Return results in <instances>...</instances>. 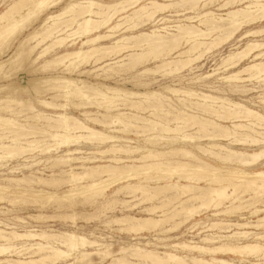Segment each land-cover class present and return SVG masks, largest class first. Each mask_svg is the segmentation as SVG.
I'll use <instances>...</instances> for the list:
<instances>
[{"label": "bare ground", "instance_id": "bare-ground-1", "mask_svg": "<svg viewBox=\"0 0 264 264\" xmlns=\"http://www.w3.org/2000/svg\"><path fill=\"white\" fill-rule=\"evenodd\" d=\"M185 1L189 2L188 8L191 12L199 2V0ZM215 1L218 0H209L202 6L209 5ZM51 2V0H15L0 14V57H2L5 51H8L7 49L10 48L11 37L20 35L22 32L29 30V28L40 19L39 26L22 37L12 53L0 62V70L2 67H5L7 68L6 72H9L5 74L6 78L18 72L21 65H23V62L25 60L27 61L32 55L35 45L37 48L38 44L41 45V42L44 43V41L48 38L50 39V37L54 39L53 43L58 44V46L60 44L62 45L66 38L59 37V33L67 31V28L73 22H75L77 28L73 32H70V34H72L70 36L75 35L77 38L83 37L85 40H80L79 50L64 54L69 58L70 67H76L77 69L79 62H82L91 56H99V54L102 53H105L107 56H117L124 51L131 53L125 56V58L127 57V62L122 64L123 67L135 68L144 62V59L148 54H153V60H155V58L161 59V64L156 68L166 66L169 67V72H173L182 70L188 67L193 61L197 60L200 57V53H197L196 51L201 46H206L204 50H209L226 40L228 41V39L239 32L241 26H247L250 22H255V20H264V0H226L223 5H220V7H225L227 5L232 6L233 4H236V7L233 6V9L226 12L224 17H222L223 15L221 14V16H217V14H213L211 11L195 16L199 19L198 25L205 27L204 31L198 29L196 26L177 25L174 26L176 34H170L168 38L159 34L160 29H164L159 27L152 29L150 31L151 34L139 33L136 35L130 34L118 36V34H115L117 31L124 29L123 32H125L137 29L138 25L141 24V21H144V18L145 21H150L157 12L163 11L165 8L173 4L159 5L154 2L151 3L149 7L143 5L138 9L132 10V12L129 13L130 15L121 17V14L133 9L132 5L136 1L119 0L111 4H102L95 0L74 1L68 3L66 7H62L63 13H75L70 19L71 22L69 24L61 23L59 25L56 22L47 25L48 21L51 22L54 17L61 15L43 13L44 10L50 6ZM62 17H64L63 14ZM195 17L189 16L186 17V19L192 21ZM114 19L117 20L115 21V24L112 25ZM102 29H106L103 34L100 33ZM213 33L218 35L211 38ZM261 35H264V28L248 30L245 37H258ZM38 36L41 37V40L34 46H28L30 43L29 41ZM208 37H210V41H206V38ZM110 39H114L110 46L101 44L102 41ZM181 40L184 41L185 44H188V48L184 51L178 52L176 57L174 56L170 58L172 52L179 50L178 48L181 46ZM48 50L49 46L40 51L35 58L30 59L31 64L43 57L44 54L49 52ZM137 51H139V53H137ZM58 58L61 59V57L58 56L53 57L51 60H46L44 66L47 67L46 65L55 62ZM247 58L257 62L241 66V62ZM101 59L97 57L94 61ZM262 61H264V41H251L241 51L233 52L223 59L222 63L226 70L239 67L235 72L224 79L228 81H237V83L238 81L243 82V80L262 81L264 80V62ZM69 65L66 66L69 67ZM39 68L40 67H38V70ZM20 70H22V68ZM150 70L151 69H143L140 74ZM242 75H246V77L243 78L241 77ZM75 81L71 78L62 76H47L35 80V82L30 85L17 86L16 83L0 85V103H5V105H11V103H13V105L16 104L14 108L0 106V110L5 109L6 111L7 109V112H9L10 115L21 114V112H24L23 115L25 116V120L41 122L47 127L45 128L42 126V128H39L32 123L21 125L18 120L0 115V133L6 132L10 134V136L5 138L8 139L9 143L4 144L3 142H0V159L3 161L4 159H11L21 155L23 157L24 153L32 151H38V154L47 155L51 150L67 147L71 144L78 143L79 141H90L96 145H101L103 143L106 145L111 144L106 150L96 152H99L102 155L108 153L110 157L105 161L109 164H97L98 160H96V157L92 156L94 154L89 155L86 153L84 154L86 156L75 157V155L77 156V154H81L79 150H69L65 148L66 150L61 151L60 155H57L54 158L47 157L45 159V161H47L46 163H50V166L58 167V172L51 174L49 179H43L41 177L20 178L18 176L0 178V201L7 199L10 203H15L20 199H31L34 203L39 202L40 204L41 202V205L56 204L57 207L61 209L64 207L73 208L80 203L84 204L102 199V202H100L99 206L95 209L97 212H102L111 209L112 205H115L114 203L116 202L115 198L117 193L122 189H126L128 190V193L133 196L138 193L142 198V201L151 199L154 201L156 200L155 198H158L162 205L168 204L171 206L172 210L162 212V214L157 215L156 218H154L155 216L152 217V215L157 213V209L160 211L159 208L162 205L145 207L142 209L141 212H145L147 215L146 217L138 218L124 214L112 217L110 222L118 227L117 230L126 234H139L142 232L146 233L157 230H159V234L161 235L166 233L170 234L177 228L179 229L181 224L183 225L185 222L195 219V217L201 215V213L208 208L218 210L227 202L229 205H225L224 210L219 211V213H231L234 210L243 208L242 205L244 203H247L249 207H252L251 215L257 216L259 213H264V200L262 201V198H264V168L255 169L258 165L261 166L262 164L264 166V132H262L264 130V115L240 103L225 100V98L218 99L217 97L205 93L195 94L190 90L181 91L180 89H170L166 92L168 93L171 91L173 93H182V95L184 94L186 97L196 96L197 99L203 103L193 102L189 103V106H186L185 103L182 102L181 105L184 107L181 108L198 111L204 117L197 116L192 111L188 113L176 108L178 115L171 120H163L159 117V114H161V116H163L162 114H169L172 109H174V106H172L168 102L169 99L164 97L160 92L148 91L144 93H133L112 87H104L106 91L105 93L102 91L104 90L102 88V90H100L99 87H93L94 85L87 86L82 81L80 85H78L79 83L77 84V81ZM43 91H48V93L51 91V98H62L68 102V104L65 102V104H54L46 100L36 101L37 104L44 109H53L56 111H64V109L70 105L69 103H72L71 100L74 97L87 101V103L75 104L77 107L94 104L98 109L107 111L110 107H113L110 106L111 103H113L112 101L116 98H120L122 95V97H124L120 98V100L123 99L121 101L126 100L129 103L126 105L127 108H124L125 111L119 110L120 108L117 109L115 103L114 108L117 110H113H116L117 113L114 115H99L101 119L98 117L97 112L94 114L96 115L94 117H92L93 113L91 112H83L82 115L86 117L84 118L86 122L94 123V125L101 128L110 129L113 126H117L114 130L110 129L111 131H115V134L117 131L128 134L132 132L131 129H133L135 134L141 133L142 136L151 135L142 140L144 145L146 143L149 146H154L160 144L159 141H163L167 144H172V147H169L168 149L162 147V149H155L153 147L143 150V152L139 151L141 148L136 146L115 145L117 142L129 143L131 140L121 136L118 137L105 134L102 131L83 123L79 119L69 116L66 112L58 113L54 117L49 114H44L41 110L37 109L29 99L16 97L14 95V93L27 95L29 92L40 94L39 92ZM109 93L113 96H110ZM129 98H134L136 100H130ZM126 101H124V103ZM142 102L148 103L147 106H142V109L149 108L148 110H150L151 113L147 116H150L151 118H141L136 114H131L126 111V109H137L136 111H138L141 109V106L139 105H141ZM262 103L264 104V100ZM2 112L3 111H1V113ZM233 118H239L242 119L241 122H245L241 123L232 121L230 126L221 125L217 122V120L221 122H224L225 120L226 123V120H231ZM170 122H173V127H169ZM255 127H261L262 131L259 132ZM187 128L196 129V132L192 134L185 133ZM19 131L31 134L32 140L24 141V137L22 138L24 133L19 135ZM167 133L177 134V136L168 137L169 135ZM140 135L138 134V136ZM258 135H261L262 137L257 138ZM135 136L137 135H134L133 137ZM205 140L209 141L206 145L199 144V142ZM220 140H224L227 143L221 144L219 142ZM175 143L192 144L190 147L194 148L197 153L219 162L221 166H218L217 163L216 165L208 163L207 158V161L201 159L199 155L190 151L184 145L173 147L175 146L173 145ZM246 143L250 144L252 147L255 146L256 148L251 150V152H246L232 147L234 144ZM136 154H138V156L133 157V155ZM121 156H125L127 159L132 156L129 159L131 164L123 165L126 159ZM23 158L24 161L31 163L30 166H37V164L41 162L38 161L33 164V162L36 161L35 159H29L28 157ZM79 162L80 164L75 165V163ZM88 164L93 165L88 166ZM63 167H66L67 169H64ZM77 170L80 171L78 172ZM131 180H136V182H129ZM150 181H153L154 183H150ZM160 181L163 182L160 183ZM202 182H204L206 186H200ZM117 184L121 185L114 188ZM59 186L62 187V189L54 190ZM112 188L114 189L108 195L107 192ZM247 196L248 198H246ZM236 201L239 202V205L232 206ZM44 202L46 204H43ZM195 202L198 203L194 204ZM259 202L262 203V209L257 206ZM126 203L130 202H121L122 205H125ZM214 215L216 214H213V216ZM32 217H34V220L36 221L63 217L69 218L70 220H76L74 213L69 215L64 213H58L57 215H43L40 213L35 216L31 215V218ZM92 218L93 216L91 217L89 215L83 218V220H89ZM16 220H18V218ZM165 222H171L169 228H163L162 225H164ZM213 226H234L239 229H247L251 226L255 229H259L264 226V216L260 218L258 217L254 224L249 222L225 223L224 220H218L217 222L212 223L210 227ZM248 234L249 232L247 231L233 232L230 235L225 236L224 239L226 240L228 238L232 241H242L243 239H247L250 235ZM169 239L170 238L157 240L168 241ZM254 239L264 241V235L255 233ZM36 240L42 242L38 241L33 244H25L26 241ZM200 241L207 245L202 246L198 243L191 245L190 242H181L170 246H162V249L177 251L179 248L181 251H186L191 254L196 252L199 255V257L193 255L188 257L178 256L170 252L145 250L136 245H122L123 247L117 246L118 248L113 249L110 245H102L97 240H91L73 232H64L61 236H55L45 231L38 232L34 230H25L24 232H15L0 229V257L7 255L6 258H0V264H53L55 262L62 264H91L93 262L92 257L94 256L98 257L99 261L108 259L109 262L107 264H237L232 259L217 258V255H232L245 259L252 256L262 257V259H264V244H261V242H249L244 240L236 243H222L221 240H214L211 237H205ZM153 245L159 246V244ZM90 249H92V251H88ZM20 250L34 254L36 257H19V255L21 256L22 254ZM126 252H130L131 257L138 259V262H130L127 260V258L124 257ZM12 255H17V259L10 258ZM204 256H209L210 258L205 259ZM250 261L246 260L244 262H249V264H264V262L251 263Z\"/></svg>", "mask_w": 264, "mask_h": 264}, {"label": "rangeland", "instance_id": "rangeland-1", "mask_svg": "<svg viewBox=\"0 0 264 264\" xmlns=\"http://www.w3.org/2000/svg\"><path fill=\"white\" fill-rule=\"evenodd\" d=\"M14 1L15 0H0V14L2 12H4ZM51 1L52 2L50 4V6L48 8H46L43 13L44 14L49 13L52 15H56V14L57 15L61 14V15L54 17L55 19L53 18L51 20V22L48 21L47 25L52 24V23H56V22L59 25L61 23H63V24L68 23L69 24L71 22L70 19L75 15V13L64 12V13H66V14H64L62 7H66V5L70 2L86 1V0H60V1L51 0ZM95 1L102 3V4H111V3H115L119 0H95ZM134 1H136V2L132 5L133 9H130L126 13L121 14V17L126 16V15H130L129 13H131L132 10L138 9L139 7H141L143 5H146L149 7L150 4L154 3V2L158 3L159 5H163V4L167 5L169 3H171L173 5L165 8L163 11L157 12L152 17V19L150 21H145V18H144V21L143 20L141 21V24L138 25L137 29H134L132 31H125V32H123L124 29L117 31L115 34L116 35L118 34V36H122V35L124 36V35H130V34L136 35L139 33L151 34L150 31L152 29L159 27V28H164V29H160L159 34H161L164 37L166 36V38H168L170 34H176V32L174 31L175 30L174 26H177V25L196 26L198 29H201L204 31L205 27L202 25L201 26L198 25L199 19H197L195 16H198V14H201V13H204L207 11H211L213 14H217V16L223 15L222 17H224V14L226 12H228L229 10H232L233 6L236 7V4L235 5L233 4L232 6L227 5L225 7H220V5H223L226 0H218V1L213 2L214 4L211 3L209 5L202 6L204 3L208 2L209 0H199V2H201V3L198 2L195 9H193L191 12V10L188 8L189 2L185 1V0H134ZM181 1H184V2H181ZM53 4H54V6H53ZM245 4H247V3H245ZM230 7H232V8H230ZM203 8H205V9H203ZM183 9L184 10L187 9V10L184 11ZM200 9H203V10H200ZM62 14L64 17H62ZM66 15H69V16H66ZM189 16L195 17V18L192 19V21H188L186 19V17H189ZM57 18L60 20H58ZM116 20L117 19H114L112 21V25L115 24ZM39 22H40V19H38L36 21V23L33 26H31V28H29V30L22 32L20 35H16V36L11 37L10 48L7 49L8 51H5V53L2 55V57H0V62L2 60L6 59L8 57V55H10L12 53L13 49H15L17 47V44H18L19 40L22 39V37H24L29 31H31L34 28H37L39 26V24H40ZM252 22H250L249 25H247V26H241L239 29V32H237L235 35H233L231 37L232 39L230 38V39H228V41L226 40L225 42H222L221 43L222 45L219 44L218 46L210 48L209 50H204L206 48V46H201L202 48L200 47L198 49L199 51L198 50L196 51L197 53H200V57L198 58L199 60L197 59V60L193 61L188 67H186L182 70L173 71V72H169L170 69H169V67H166V66L165 67L160 66V67L156 68L157 66H159L161 64V59L155 58V60H153L154 59L153 54H148L146 56V58L144 59V62L141 63L140 65L136 66L135 68L123 67L122 64L127 62V57L125 58V56L128 55L129 53H131V52H124V51L119 53L117 56H110V55L107 56L105 53L99 54V56H96V55L91 56L92 58L89 57L91 59L88 58V59H85L84 61H82L84 64L82 62H79L78 66H80V67L77 66V69H76V67L75 68L70 67L69 58L66 57L64 54L69 53L71 51L79 50L78 48L80 46V40H85V38H83V37L77 38V36H75V35L70 36V35H72V34H70V32H73L77 28L75 25V22H73L74 24L71 23V25L69 26L70 28L68 27L67 31H63L64 33L61 32L62 34L59 33L60 34L59 37L66 38L64 40V42L62 43V45L60 44L58 46V44L53 43L54 39L52 37H50V39L49 38L46 39V41H44V43L41 42V45L38 44L37 45L38 47L36 48L35 44H37V42L41 40V37L38 36V37L32 38V40L29 41L30 43L28 42L29 43L28 46H30V45L34 46L35 45V48H34L35 50L33 49V52H32V55L30 56V58L27 61L25 60L26 62L24 61L23 65H21L20 69L22 68V70L19 69L18 72H16L14 75H12L13 77L9 76L10 78L9 77L6 78L5 74L9 73V72L8 71L6 72L7 68L2 67L0 70L1 71L0 72V85L9 84V83H14V84L16 83L17 86L30 85L33 82H35V80H37L39 78H43V77H47V76H62V77H66V78H71L74 81L76 80L77 82L76 81L75 82L77 84L79 83L78 85H80L81 81L87 86H93L94 85L93 87H96V88L99 87L100 90L104 89L102 91L105 93H106V91H105L104 87H109V88L112 87V88H116L118 90H124L127 92H133V93H144V92H148V91H157V92H160L164 97L168 98L169 99L168 102L172 106H174V109H172V111L169 114H162L163 116H161V114H159V117H161V119H163V120H165V119L171 120L173 117L178 115L177 109L184 110L188 113H190L192 111V112H194L195 115L200 116V117H204L198 111L186 109V108H181V107H184L181 105L182 102H184L186 106H189L190 105L189 103H193V102L203 103L202 101H199V99H197L196 96H192V97L187 96L186 97V95H184V94L182 95V93H173L171 91H169L168 93L166 92L170 89H180L181 91L190 90V91L194 92L195 94L205 93V94H208L210 96L217 97L218 99H224L225 98V100H228V101L230 100V102L240 103V104L264 115V104L262 103V101L264 100V80H262V81L261 80L260 81L259 80H250V81L243 80V82L240 81L241 82L240 83L238 81V83H237V81H233V80L228 81V80L224 79L225 77L229 76L230 74H232L233 72H235L239 68V67H237L235 69H229V70L227 69L226 70V68L223 66V63H222L224 58H226L229 54H231L233 52L235 53L237 51H241L251 41H260V42L264 41V35H261L258 37H252V36L245 37V34L248 30H257L259 28H264V20L263 21L255 20V22L254 21H252ZM165 26H166V28H165ZM105 30L106 29H102L100 31V33L101 34L105 33ZM66 34H68L69 36ZM213 34H212L211 38H214L218 35V34H214V35ZM116 38H118V37H116ZM209 38L210 37L206 38V41H210ZM13 39H14V41H13ZM113 40L114 39L102 41L101 44L106 45V46H110V44H112ZM66 42H68V43H66ZM71 43H73V44H71ZM48 44H50V45H48ZM52 44H54V45H52ZM180 45L181 46L178 48L179 50H176V52L174 51V52H172L173 54L172 53L170 54V58H172L174 56L176 57L178 52L184 51L188 48V44H185L184 41H182V40L180 41ZM47 46H49V50H48L49 52H47L46 54L43 55V57L39 58L36 62L31 64L30 59L35 58V56ZM234 48H235V50H234ZM137 53H139V51H137ZM101 55H103V56H101ZM58 56H60L61 59L58 58V60H56L55 62L46 65L47 67L44 66V63L46 60H51L53 57H58ZM109 56H110V58H109ZM97 57H99L100 59L102 58V59L94 61ZM116 62H118V63H116ZM254 62H257V61H252L250 58H247L243 62H241V66H246V65H249V64L254 63ZM262 62H264V61H262ZM57 64H58V66H57ZM66 65H69V67ZM38 67H40L42 69L39 68V70H38ZM28 68H30V69H28ZM36 69H37V71H36ZM43 69H46V70H43ZM143 69H151V70L140 74V72ZM41 70H43V71H41ZM30 71H31V73H30ZM205 76H208V77H205ZM241 77L245 78L246 75H242ZM28 80H29V82H28ZM30 80H32V81H30ZM78 81H80V82H78ZM257 82H259V83H257ZM39 93L40 94H36L35 92H29V93H27V95L26 94L20 95V94L14 93V95L16 97L29 99L33 103V105L37 109L41 110L44 114H47V115L49 114L52 117H54L58 113L66 112L69 116L75 117V118L79 119L80 121H82L83 123H85L91 127H94L95 129L100 130L105 134L114 135V136H118V137L121 136L123 138H127V139L131 140L129 143L117 142L115 145H129L132 147L136 146L138 148H141V149H139V151H143V150L150 149L153 147L155 149H158V148L159 149H162V148L168 149L169 147H172L171 146L172 144H167L166 142H163V141L162 142L159 141L160 144H157L154 146H149L146 143L144 145L142 140L151 136V135L142 136L141 133L135 134V131H133V129H131L132 132H130L128 134H125V133L119 132V131H117L115 134V131H111L110 129L114 130L117 126H113L110 129L109 128H101L97 125H94V123L92 124V123L86 122V120L84 119L86 117L84 115H82L83 112L93 113L92 117L96 116L94 114H96V112H97L98 117H99V115H104V114L114 115L117 113L116 110L119 108H120L119 110L125 111L124 108H127L126 105H128L129 103L126 100H124V101H126L125 103H124V101H121L123 99L120 100V98L124 97V96L122 97V95L120 96V98H118V99L116 98L112 101L113 103H111L110 106H113V107H110L108 109V110L111 109L112 111L111 110L105 111L103 109L100 110L94 104H89V105L83 106L84 108L83 107H77V106H75V104L87 103L86 100H82V99H79L77 97L72 98V100H71L72 103H69L70 105H68L67 108L64 109V111H59V110L56 111L53 109H48V110L44 109L43 107L39 106L36 101L37 100H46V101L52 102L54 104H65V103L68 104V102H66V100L62 99V98H51V96H52L51 91H49V93H48V91H43V92H39ZM43 93H45V94H43ZM171 93L174 95H172ZM109 95L113 96L110 93H109ZM188 98H190V99H188ZM129 99L133 100L134 98H132V99L129 98ZM134 100H136V99H134ZM179 100H181V101H179ZM121 102H123V103H121ZM115 103H116L117 109L114 108ZM117 103H118V106H117ZM146 103L142 102L141 105H139V106H141L140 107L141 109L138 110L139 112L136 111L137 109H133V110L132 109H130V110L126 109V111L130 112L131 114H136L141 118H151L150 116H147V115H150V113H151V111L148 110L149 108L142 109V106L148 105V103L147 104ZM0 104H1L0 105L1 107H8L9 106L10 108H14V106L16 105V104L13 105V103H11V105H9V104L5 105V103L3 104L2 102ZM120 104H122V105H120ZM216 104H218V103H216ZM216 104H214V105H216ZM80 109H81V111H80ZM113 109H116V110H113ZM49 110H51V111H49ZM1 111H3V112L1 113ZM7 111H8L7 109H6V111H5V109L0 110V115H2L3 117L5 116L8 118H13L15 120H18L19 124H21V125H24V124L26 125V124L32 123V124H35L36 126H38L39 128H42V126L45 127L44 124H42L41 122L25 120L24 119L25 116L23 115L24 112L23 113L21 112V114L19 113L16 115H10L9 112H7ZM169 115H170V117H169ZM167 116H168V118H167ZM99 118L101 119V117H99ZM241 120L242 119H239V118L238 119L233 118L231 120H226V123H225V120H224V122L217 120V122L220 123L221 125L230 126L232 121L241 122ZM244 122L245 121H242L241 123H244ZM169 127H173V122L169 123ZM45 128H47V127H45ZM255 129L258 130L259 132L262 131L261 127H255ZM194 132H196V129H192V128H187L185 131V133H188V134H192ZM262 132H264V130ZM23 133H24V136H22V138L24 137V141L25 140H32L31 134H28L27 132L26 133L20 132V131L18 132L19 135H22ZM138 134L139 135L141 134V135L138 136ZM134 135H137L138 137L137 136L133 137ZM168 135H165V136H168V137L177 136V134H173V133L172 134L170 133ZM8 136H10V134H8L6 132H1L0 133V142L1 143L3 142L4 144L9 143L8 139H5ZM260 137H262V136L258 135L257 138H260ZM48 142H50V141H48ZM208 142H209L208 140H205V141L199 142V144L206 145ZM219 142L221 144L227 143L224 140L223 141L220 140ZM50 143H52V142H50ZM164 143H166V144H164ZM110 145L111 144L106 145L105 143H103L101 145H99V144L96 145L95 143H91L90 141H85V142L79 141L78 143L71 144L70 146H67L68 148L67 147H61L62 149L58 148L57 150H51L47 155L46 154H38L39 153L38 151H35V152L32 151V152L24 153L23 157H28L29 159L33 158L36 160L35 162H33V164L38 162V161H41L40 163L37 164V166L36 165L30 166L31 163L24 161L23 160L24 158L22 157V155L11 158V159H4L3 161H2V159H0V178L17 177L18 176L20 178L21 177H28V178H30V177H41L43 179H49V177H51V174L58 172L57 171L58 167L50 166V163H46L47 161H45V159L47 157L54 158L57 155H60L61 151L66 150V149H69V150L77 149V150H79V152H81V154H77V156L75 155V157L86 156V155H84L86 153L89 155L94 154L92 156L96 157V160H98L97 164H109L108 162L105 161L110 157V155L108 153L105 155H102L99 152L98 153H96V152L106 150ZM173 145H175L173 147H178L179 145H184L187 149H189L190 151L199 155L201 159H204L206 161L208 159V161H207L208 163L213 164V165H216V163H217L218 166H221V164L219 162H217L213 159H210L209 157H206L202 154L197 153V151L194 148L190 147V145H192V144L175 143ZM232 147L235 149L246 151V152H251V150L256 148L255 146L252 147L250 144H247V143L246 144H234ZM102 156H103V158H102ZM136 156H138V154L133 155V157H136ZM121 157L126 159V161H125V163H123V165L131 164V162H129V159L132 156H130V158H128V159L125 156H121ZM78 164H80V162L75 163V165H78ZM92 165L93 164H88V166H92ZM224 166H229V165H224ZM23 168H24V170H23ZM63 168L67 169L66 167H63ZM257 168L262 169V168H264V166L261 164V166L258 165L255 169H257ZM11 169H13V170H11ZM37 171H38V173H37ZM77 171L79 172L80 170H77ZM14 173H16V174H14ZM43 175H45V176H43ZM129 182L134 183V182H136V180H131ZM162 182L163 181H160V183H162ZM150 183H154V182L150 181ZM120 185L121 184H117L114 188H117ZM200 186H206V185L204 182H202L200 184ZM114 188L110 189V191L107 192V194L109 195L110 192H112V190ZM57 189L60 190V189H62V187L59 186L58 188H55L54 190H57ZM125 190L126 189H122L120 191L121 193L120 192L117 193L116 198H115L116 202L114 203L115 205H112L111 209H108V210L102 211V212L101 211L100 212L95 211L96 207L99 206V203L102 202V199H98V200H95L92 202H87L88 204L87 203H84V204L80 203L73 208L72 207H67V208L64 207L61 209L58 208L56 204L47 205L44 202L43 204H46V205H41L42 204L41 202H40V204H39V202L34 203V201H32L31 199H28V200L27 199H22V200L20 199V200L16 201L15 203H10L7 199H5L6 201L1 200L0 201V229H4L6 231H15V232H24L25 230H34V231H38V232L39 231H45V232L52 234V235H55V236H57V235L61 236V234L64 232H73L75 234L85 236L91 240H97L102 245H110L113 249H116L118 247H123L122 245H124V246L136 245L139 248L145 249V250H154L156 252H170V253L176 254L178 256H188V257H191L192 255L199 257V255L196 252H193L191 254V253H188L186 251H181L179 248L177 249V251L174 250L175 251L174 252L171 249H162L163 248L162 246H164V245L170 246V245L181 243V242H187V243L190 242L191 245H195L198 243L199 245L203 246V245H207V244L202 243L200 240L205 238V237H207V238L211 237L214 240L219 239V240H221L222 243H225V242L236 243V242H242L245 240V241H249V242H255V241L261 242V244H264V241H258V240L254 239L255 233L264 235V226L260 227L259 229H255L251 226H249L247 229L246 228L245 229H239V228L234 227V226L233 227L232 226H224V227L223 226L222 227L221 226H219V227L213 226V227H210L212 225V223H215L218 220H224L225 223L249 222L251 224H254L257 221L258 217L260 218V217L264 216V213H259V215H257V216L251 215L250 213L252 211V209H251L252 207H249L247 203H244L242 205L243 208L234 210L231 213L228 212L226 214L225 213H219V211L224 210V206L229 205L228 202L225 205H223V207L219 208L218 210L208 208L206 211L202 212L201 215L195 217V219H192L188 222H185V224H183V225L181 224L180 225L181 227L179 226V229L177 228L175 231H173L170 234L166 233V234L161 235V234H159L160 233L159 230L146 232V233L142 232L139 234H134V233L133 234L132 233L126 234L124 232L117 230L118 227L114 223L110 222L112 217L120 216L122 214L131 215V216L138 217V218L139 217H146L147 215L145 214V212H143V211L141 212L142 209H144L145 207H152V206H159V205L161 206L162 204L159 202L158 198H155L156 200H154V201L152 199L142 201L141 200L142 198L140 197V195L138 193H136L133 196L132 194L128 193V190H126V192H125ZM246 198H248V196ZM79 200H80V198H79ZM263 200H264V198H262V201ZM123 201H128L130 203H126L125 205L124 204L122 205L121 202H123ZM116 203L117 204L119 203V204L117 205ZM197 203L198 202H195L194 204H197ZM237 205H239L238 201H236L232 204V206H237ZM43 206H44V208H43ZM47 206H49V207H47ZM257 206L260 207L261 209L263 208L261 202H259L257 204ZM57 209H59V210H57ZM159 209H160V211H158V209H157L156 210L157 213L153 214L152 217L155 216L154 218H156V216L161 215L162 212L172 210L171 206H169L168 204L162 205ZM40 213H42L43 215H53V214L57 215L58 213L59 214L64 213V214L69 215V214L74 213L77 221L76 220H70L69 218H64V217L63 218H48V219H43L41 221L34 220V217L31 218V215L35 216V215H38ZM213 214H216V215L213 216ZM89 215L91 217L93 216V218L89 219V220H83V218H85ZM17 218H18V220H16ZM40 222H42V223H40ZM170 225H171V222H165L164 225H162V226H163V228H169ZM163 228H161V229H163ZM241 231L249 232L250 235L248 234L249 236L247 237V239H243L242 241H240V240L239 241H232L228 238L226 240L224 239L225 236H228L233 232H241ZM250 232H252V233H250ZM124 234H126V235H124ZM165 238H170V239L168 241H159L160 239H165ZM157 239H159V240H157ZM38 241L39 240L26 241L25 244H28V243L33 244V243H36ZM39 242H42V241H39ZM192 242H194V243H192ZM153 244H159V246H154ZM119 245H121V246H119ZM20 251L22 254H21V256L19 255V257H36V255H34V254H30L28 252L26 253V251H23V250H20ZM88 251H92V249H90ZM6 256L7 255H3L0 258L3 259V258H6ZM124 257L127 258V260H129L130 262H138V259L131 257L130 252H128V253L126 252L124 254ZM216 257L217 258H223V259H232L237 264H249V262L248 263L244 262L246 260L247 261L251 260L250 261L251 263L264 262V259H262V257L250 256L252 258L248 257L246 259L241 258V257L232 256V255H230V256L229 255H226V256L217 255ZM10 258L17 259V255H12V257H10ZM128 258H130V259H128ZM204 258L209 259L210 257L204 256ZM92 259H93V262L91 264H93V263L107 264L109 262L108 259L103 260L104 262L99 261L98 257H96V256L92 257ZM97 261H99L100 263ZM53 264H62V263H59V262L56 263L55 262Z\"/></svg>", "mask_w": 264, "mask_h": 264}]
</instances>
